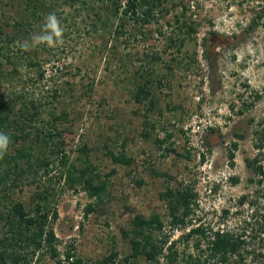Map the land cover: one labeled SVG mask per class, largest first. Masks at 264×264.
<instances>
[{
	"label": "rangeland",
	"instance_id": "rangeland-1",
	"mask_svg": "<svg viewBox=\"0 0 264 264\" xmlns=\"http://www.w3.org/2000/svg\"><path fill=\"white\" fill-rule=\"evenodd\" d=\"M137 1L155 3V20L141 26L126 18L131 35L117 40L110 32L105 37L95 32L94 15L64 7L58 18L61 41L41 43L45 79L36 81L37 72L25 63L21 74L5 83L47 105L39 116L22 117V128L11 129L9 151L23 144L37 147V133L43 132L48 143L40 158L53 164L48 173L38 170L42 180L36 178V184H28L35 175L25 172L23 179H30L11 196L28 209L37 193L47 196L50 212L56 208L59 214L54 230L62 260L70 253L82 264H123L131 254L124 232L132 231L141 216L161 219L163 233L170 242L178 241L180 253L204 261L207 241L201 236L180 240L193 225L205 228L208 236L218 229L240 232L253 213L239 201L252 198L257 189L251 180L258 177L247 160L258 157L264 166V149L255 148V132L264 133V0ZM15 14L7 8L1 25L13 22ZM110 22L114 31L119 20L111 17ZM185 24L195 32L189 35ZM6 29L14 32L11 24ZM28 44L31 51L39 45ZM146 79L153 94L138 103L135 94ZM234 142L238 150L232 165ZM57 144L64 160L54 155ZM120 156L131 163L116 161ZM80 172L86 176L79 177ZM86 180L102 189L99 195L83 189ZM187 188L194 195L191 225L171 230L163 195ZM90 206L94 210L88 214ZM57 261L46 257L40 264ZM242 264L257 262L252 255Z\"/></svg>",
	"mask_w": 264,
	"mask_h": 264
},
{
	"label": "trees",
	"instance_id": "trees-1",
	"mask_svg": "<svg viewBox=\"0 0 264 264\" xmlns=\"http://www.w3.org/2000/svg\"><path fill=\"white\" fill-rule=\"evenodd\" d=\"M141 3L137 0H128L125 4L121 0H0V133L7 134L10 139L11 129L22 128L20 126L22 117L27 120V116H39L40 109L47 106L41 100L28 99L24 91L5 87L8 80L21 74L20 68L25 63L37 72L36 81L42 82L45 79L46 70L40 60V49L44 46L39 44L34 51H31L28 44V42L32 43L30 40L34 35L41 33L44 29L45 25L41 24L47 19L43 18L44 14L47 17L55 14L57 19H60L64 15L60 13L64 12V7L74 9L77 15L87 11L89 15H94L91 26L95 32L103 37L110 32L117 40L129 32L125 28L126 18L141 26L155 20L153 19L155 3L143 5ZM9 7L14 10L16 17L13 22H7L3 26L1 19L5 17ZM111 17L119 20V25L114 28V31L110 29ZM61 21H59L60 26L63 23ZM63 21L68 22L66 17ZM10 24L14 28L13 33H9L6 29ZM185 27L189 35L195 32L194 27L187 24ZM183 28L180 27L179 30L182 32ZM129 34L131 35L130 32ZM170 42L173 46L175 40L171 38ZM24 43L28 44L27 50L21 46ZM151 84L150 79L139 84L135 94L136 102L141 103L150 99L153 94ZM4 90L9 93L3 95ZM57 94L58 92L55 91L54 99L57 98ZM256 99L260 97L257 95ZM150 102L154 104L152 100ZM148 109L151 110L152 107ZM57 120H59L58 117ZM42 135L43 132L37 133V147L35 144L29 146L23 144L11 153L9 144L8 150L0 155V264H40L46 257L58 259V264H82L81 260L75 259V256L70 253L65 255L64 260L61 259L57 248L58 237L54 230L59 214L56 208L53 213L50 212L47 196L44 193L36 194L33 199L35 204L29 209L11 196V191L17 189L23 180L30 179L28 177L23 179L25 172L27 175H35L33 180L27 181L32 185L36 184L38 178L42 180L38 170L44 169L45 173L50 171L53 161L47 157L40 158L41 154L44 155V147L48 143ZM255 135V148L264 149V133L256 131ZM58 144L54 155L61 154L63 156L61 160H64L66 154L63 149H59ZM237 150L238 143L234 142L229 153L232 165H234ZM116 161L121 164L131 163V160L124 156L116 158ZM25 164L27 171L23 166ZM247 166L258 179L251 180L257 186L252 198L243 196L239 201L241 206L247 204L253 212L251 217L244 221V228L240 232L218 229L208 236L205 228L193 225V228L180 239L188 242L195 236H201L207 241L209 255L204 261L185 252L180 253L176 249L178 241L170 242L171 237L163 233L164 224L161 219L155 217L148 220L137 216L133 221V230L124 232L130 244L131 254L124 258L123 264L139 259H144L149 264H161V259L164 260V264H180L182 260L186 261L185 264H242L248 256L252 255L257 264L260 262L264 264L262 260L264 253L261 251L262 248L264 251V166L260 164L258 157L253 160L248 159ZM74 169L77 170V168ZM83 176H86V173L80 172L79 177ZM85 182L83 189L92 197L100 194L102 189L93 185L92 181ZM193 197L189 188L169 190L163 195L168 202L171 230L183 229L191 225L192 221L189 218L193 210ZM93 210L90 206L87 213ZM157 233L162 235L157 236ZM198 242L200 244L201 239ZM256 243L260 244L259 248H255ZM116 257L117 254L113 258Z\"/></svg>",
	"mask_w": 264,
	"mask_h": 264
},
{
	"label": "clouds",
	"instance_id": "clouds-1",
	"mask_svg": "<svg viewBox=\"0 0 264 264\" xmlns=\"http://www.w3.org/2000/svg\"><path fill=\"white\" fill-rule=\"evenodd\" d=\"M63 35V30L55 14H50L46 19L43 34L34 35L32 38L33 45L46 43L53 46L60 42ZM25 50L28 49V44L21 45ZM10 139L7 134L0 133V155L8 150Z\"/></svg>",
	"mask_w": 264,
	"mask_h": 264
}]
</instances>
